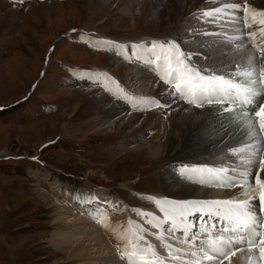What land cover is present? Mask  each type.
<instances>
[{
  "label": "rangeland",
  "instance_id": "1",
  "mask_svg": "<svg viewBox=\"0 0 264 264\" xmlns=\"http://www.w3.org/2000/svg\"><path fill=\"white\" fill-rule=\"evenodd\" d=\"M123 1L23 0L21 5L20 0H0V107H7L0 111V264H83L84 260H76L70 251H61L51 243L56 239L55 232L59 228L65 231L70 220L69 213L63 214L69 208L61 193L65 186L79 191L85 199L95 196L97 190L109 191L104 201L108 198V202L121 203L123 211L121 214L110 213V219H121L127 215L129 220L147 228L148 233L168 229L167 224L162 229H154L132 211L141 209L153 214L162 213L159 208L147 207L144 201L149 202L148 197L164 198L160 192L168 160L164 157L157 161L155 157L147 159L148 151L142 152L135 146L130 132L124 129L118 116L105 120L102 117L103 105L93 97L97 86L92 79L85 80V75H93V72L104 73L116 82L126 83L134 95H141L143 92L138 86L141 83L136 81L138 85H135L130 67L145 66L142 62L121 59V64L113 65V57L116 56L111 51L102 54L95 45L84 41L90 38L111 41L106 35L116 37V41L125 45L176 39V35H170L171 26L163 24L158 27L151 21L150 25L146 24L147 20L128 10ZM160 1L167 4V0ZM207 1L211 0H202L206 6L200 3L198 10L207 8ZM256 6L264 7L262 2ZM89 27L94 29L86 31ZM72 28H76V34L71 33ZM95 29L103 34L97 35ZM188 33L186 31L180 36H189ZM67 35L73 39L72 42L66 40ZM148 37L152 39H146ZM216 44L209 48H216ZM198 57L194 55L193 60ZM149 72L152 74L154 71L149 68ZM104 74L94 77H105ZM153 76L161 82L157 89L165 85L156 73ZM110 77L108 79L112 80ZM35 83L38 84L32 90ZM114 85L107 86L115 92ZM168 90L169 86L165 85L151 97L161 98L162 103L170 104L172 97L161 95ZM106 93L114 100L122 101L133 112L124 99L109 91ZM151 110L159 112L157 117H168L166 112H162L166 111L164 108ZM169 113L171 117L175 116L173 110ZM155 129L146 131L144 138L155 140V145L166 144L170 140L168 130ZM157 132L162 136L153 139ZM90 185L95 187H87ZM77 186L83 188L76 189ZM146 195L149 196L142 198ZM125 202L137 207L130 204L127 207ZM99 203L94 204L107 210L108 205ZM96 205L88 206L90 216L83 206L76 207V212L72 211L74 216L81 214L84 224L89 222L92 225V230L85 234H91L92 238L97 234L94 232V219H91L94 216L91 213L98 207ZM79 209L81 211L78 212ZM109 212L113 210L109 208ZM124 223L127 225L128 222ZM148 233L145 235L155 238ZM175 234L177 237L180 235ZM165 235L170 243L175 244L169 233ZM152 244L161 256L167 254L159 240L155 238Z\"/></svg>",
  "mask_w": 264,
  "mask_h": 264
},
{
  "label": "snow or ice",
  "instance_id": "2",
  "mask_svg": "<svg viewBox=\"0 0 264 264\" xmlns=\"http://www.w3.org/2000/svg\"><path fill=\"white\" fill-rule=\"evenodd\" d=\"M211 2L215 6L205 8L195 19L220 29L219 32L205 31L201 34L219 38L217 43L221 47L217 52L229 48L239 55L238 60L234 59L225 67L194 61V55H200L206 61H212L213 57L183 49L184 39L166 38L131 45L93 38L84 41L98 49L109 45L106 50L113 55L126 61L142 62L169 86V90L161 95L171 96L196 108L208 106L213 116H225L229 126H234L229 134L235 143L225 149L231 163L222 159L213 166L185 165L180 169L187 179H193L201 186L238 189L233 197L187 202L148 197L164 214L163 221L151 212L132 211L154 229H162L164 223H171L170 229L159 233H148L147 228L131 219L127 228L114 225L109 212L99 206L91 213L121 242L117 250L126 264H165V257L147 240L145 233L161 242L170 264H224L225 260L231 264V258L245 250L249 254V264H257V257L259 264H264V178L260 175L264 172V10L250 9L248 0ZM253 26H256L255 30L249 31ZM229 30L233 34H229ZM112 83L117 91L113 92L112 88L106 90L124 99L133 109L170 107L159 98L135 96L114 80ZM249 190H254L250 196ZM245 196L248 198L244 199ZM98 199V195L90 196L85 202L96 203ZM102 203L112 210L122 208L118 203ZM196 214L201 218L206 216L208 220L194 232L191 229L195 225L189 224L187 217ZM221 223L223 226H218ZM166 232L175 244L168 241ZM176 232L180 233L178 237Z\"/></svg>",
  "mask_w": 264,
  "mask_h": 264
},
{
  "label": "bare ground",
  "instance_id": "3",
  "mask_svg": "<svg viewBox=\"0 0 264 264\" xmlns=\"http://www.w3.org/2000/svg\"><path fill=\"white\" fill-rule=\"evenodd\" d=\"M106 1L114 3V1L116 2L117 0ZM120 1L121 0H118V2ZM201 1L202 0H176L174 2V0H167V4H165L160 0H124L123 4L128 10L135 11L138 15H141L142 18L147 20L148 23L146 22V24L150 25L149 21H151L153 24L156 23L158 27H162L163 24L171 26L172 31L170 32V35H176L177 41L180 39H184L186 41L187 46L185 47L184 45H181V47L184 46L188 51H192L189 49L192 48L196 50L192 52L201 53L203 55L210 54L213 57L212 61H206L201 59L200 56L198 59L196 58V62L200 64L215 63L218 67H225L226 65L231 64L234 59L238 60L240 57L233 49L224 48L222 52H219L215 59L214 56L217 53V48L221 47L220 44L217 43L219 38L216 36H203L201 34L205 31L212 33L219 32L220 29L215 30V28L217 29L216 25L207 24L195 19V17L201 13V10H198L200 6L197 8V5L202 3ZM249 1V6H256V3L259 4L260 2H262V5L264 6V0H258V2L257 0ZM206 4L209 7L215 6L211 1H207ZM202 5L206 6L205 3H202ZM158 10L160 11L157 12ZM191 12L193 13L190 14ZM181 13L183 14L181 15ZM138 18L139 17L137 16V19ZM187 29L191 30L192 33ZM185 30L189 32L188 34L190 35H182V37L179 36L182 33L184 34L186 32ZM187 41L192 42L188 43ZM193 41H196V43L194 44ZM214 43H217L216 48H209V46H212V44L214 45ZM213 49L215 50L213 51ZM120 60L121 58L119 57H113V65L121 64ZM130 68L132 69H130V72L133 75L135 85H138L136 81H140L141 83L140 84L138 82L140 84L138 86L141 92H143L141 96L151 97L153 93L155 94L157 92V90H163L165 85H161L162 87L157 89L161 82H158L153 78V74L155 73L152 72L151 74L149 72V67L133 65ZM108 78L104 77L103 75L102 77L85 75V80L92 79L93 81H98L102 84L108 83L109 85H114V83H112L113 80ZM108 84L97 85L95 92H93L94 99L103 105L102 107L104 111L102 117L105 120H111L113 116H118L121 125L126 131L130 132V139L136 143L135 146L141 149L142 152L146 151L147 153L148 151L149 154L147 159L150 157H155L154 160H160L164 157L166 160H168V164L163 170V189L160 194L172 195V197L177 199L181 197L186 199L183 201L175 199L173 200L174 202L226 199L235 195L224 191V188L201 186L200 184L194 182L193 179L185 178V175L181 174L180 172L181 167L185 165L194 166L207 164L209 166H213L222 159L227 163H231V160H228L227 158L225 149L235 143V140L229 134L233 131L234 126H229L225 116H213L211 114V109L208 106L196 108L186 104L178 106V103L177 107L173 109L175 116L171 117L170 113L166 111L168 114L167 119L163 118V116L157 117L160 114H158L159 112H155V110L148 113L141 112L142 114L138 113V111L132 112L125 106V104L122 103V101L114 100L108 93H106ZM127 91L130 92L129 89ZM176 110H179V112L175 113ZM221 125H223V127H221ZM156 127L157 129L160 127L158 131L165 132L168 130V133H170V140L166 144L163 143L160 146L158 144L155 145V140L144 138L147 135L146 131L154 130ZM225 129H228V131H225ZM236 135L238 136L239 133ZM159 136L160 132H157V137L155 136L153 139H158ZM130 139L129 142H131ZM253 191L254 190H249L248 196L252 195ZM61 193L64 196L65 202L69 205L68 210L63 212V214L69 213L70 220H68L67 229H65V231L62 228H59V230L55 232L56 239L52 240V245L58 247L61 251H70V255L76 260H84L83 264H98V261H101L100 264H126V261L120 258L119 252L117 250L121 242L117 240L116 236L109 228L102 227L100 223H98L95 216H91V219H94V232L97 234L95 238H92L91 234H88L89 236H85L88 230H92V225L89 222L84 224L81 214L80 216H74L73 214V212L77 211L76 207L83 206L87 210L88 206H93L96 204L86 203L85 201L88 198H83L79 191L76 192L75 189L73 190V188L69 186H65L64 190H61ZM106 193H109V191L97 190L95 193V196L98 194L99 197L97 201L102 203ZM101 194L103 195L101 196ZM248 196L243 198L247 199ZM120 198L122 197L120 196ZM125 203V206L128 207L129 204L127 202ZM118 204L121 205V203ZM79 211L81 210L79 209L78 212ZM257 211L260 212L261 210L257 209ZM122 212L123 211L121 208L119 210H113V212L110 213L121 214ZM88 213L89 211L87 210L86 214L88 215ZM86 214L83 215L86 216ZM154 215L159 217L161 221L165 219L163 213H155ZM190 216L192 219L196 220L198 214ZM128 217L129 216L125 215L124 218H113L110 220L114 225H122L124 228H127L129 225L128 223L127 225H124V222L129 221ZM138 218L141 219V221L144 220L142 217L138 216ZM192 219H189V223L195 225V227L191 229V231L195 232L197 228L203 226L204 221H207L208 217H203V219H200L199 222H195ZM218 226H223V224L221 223ZM133 227H135V225H133ZM150 237L146 235L147 240H149L151 243L154 242L155 238ZM224 264H229V262L225 260ZM231 264H249V254L247 251L245 250L244 252H238L236 256L231 258ZM257 264H259L258 257Z\"/></svg>",
  "mask_w": 264,
  "mask_h": 264
}]
</instances>
